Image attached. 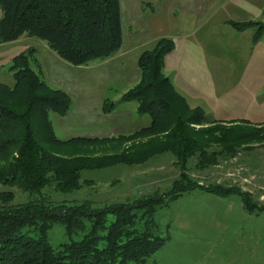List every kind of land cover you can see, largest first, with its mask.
Wrapping results in <instances>:
<instances>
[{
	"label": "trees",
	"instance_id": "obj_1",
	"mask_svg": "<svg viewBox=\"0 0 264 264\" xmlns=\"http://www.w3.org/2000/svg\"><path fill=\"white\" fill-rule=\"evenodd\" d=\"M0 9V42L22 34L35 35L75 65L108 57L122 43L119 0H0ZM232 22L238 29L257 25L253 40L260 37L258 21ZM174 45L171 37L160 36L152 47L143 49L137 59L139 80L121 94L123 99H135L138 110L149 114L150 122L110 136L58 137L49 111L66 113L72 102L70 93L50 85L30 66L35 47L12 56L14 83L10 86L0 82V182L17 185L33 196L12 203L15 191L0 190V264L145 262L165 241L154 229L157 207L199 186L185 172L188 157L199 151V162L208 164L216 161V150L208 151V142L221 144L218 152H223L236 146L232 142L264 140V126H245L251 124L245 118L234 119L235 123L225 129L220 127L223 131L215 140L206 138L207 128L194 127V123L213 120L207 121L200 107L189 110L184 96L163 72L165 54ZM114 105V101L105 100L102 108L110 111ZM143 135L147 136L137 140L131 152L94 150V145L100 143ZM153 149L171 150L180 164L179 177L166 191L102 205H94L88 198L52 201L42 193L43 186L51 183L63 192L71 191L81 185L82 168L133 158L138 161ZM206 189L222 195L229 190L221 185ZM241 199L252 211L249 196L241 194ZM54 222L62 223L69 237L57 247L48 237ZM73 234L79 236L74 238Z\"/></svg>",
	"mask_w": 264,
	"mask_h": 264
},
{
	"label": "rangeland",
	"instance_id": "obj_2",
	"mask_svg": "<svg viewBox=\"0 0 264 264\" xmlns=\"http://www.w3.org/2000/svg\"><path fill=\"white\" fill-rule=\"evenodd\" d=\"M130 1L131 8L139 10L142 23L144 26L148 25L147 34L151 35L160 25L153 26L154 22H158V17L153 20L154 15L147 3L149 0ZM119 2L122 18L125 19L129 0ZM150 2L154 5L155 2L158 3L156 0ZM159 3L165 4L167 8L165 0ZM213 8H217L213 9L214 14L210 21L213 31L224 35L223 25L250 19L249 22L260 23L261 32L257 40L264 37V0H218L214 2ZM159 17L168 23V15ZM254 26L256 29L257 25ZM229 34L231 32L227 28L226 37ZM227 39L229 40L222 38L227 52V56H223L227 57V61H207L206 65L210 64L212 70L200 72V63H187L184 53L179 50V55L175 45L164 57L163 72L166 75L175 70L182 72V82L177 83L181 91L175 87L171 77L170 80L176 91L184 96L189 110L200 107L207 114V121L213 120L216 123H194L195 128H207V139L215 140L223 131L220 127L231 126L235 123L234 119L245 117L251 123H244L248 127L264 126V53L260 50L264 49V45L260 44V49L252 50L250 44H237L240 39ZM178 45L179 48L183 47L181 43ZM30 46L37 48V52L30 57V66L43 77L38 59L41 60L42 50L49 46L44 39L22 34L16 39L0 42V82L10 86L14 83L13 71L10 69L12 56ZM214 49L213 47L212 50ZM33 55L36 57L33 58ZM194 69L196 73L200 72L204 76H188ZM128 82L124 80L107 88L110 99L105 100L113 101L118 98ZM75 94H70L72 103L75 102ZM133 103L136 100H121L115 108L132 104L136 110ZM55 115L58 113L49 111L58 136L66 137L59 133ZM241 129L233 133H238ZM146 136L126 137L119 139V142L107 141L94 145V150L96 153L122 149L131 152L137 140ZM230 144L236 146L223 152H218L222 149L219 143L211 141L206 144L208 151L216 150V161L212 163L201 164L199 151L188 157L185 172L199 186L184 191L169 203L157 207L154 212V229L165 237V241L145 262L131 264H264V140ZM104 147H108V150L103 149ZM112 147L116 149H111ZM80 173L81 185L78 188L63 192L51 183L43 186L42 193L52 201L88 198L94 205L131 201L153 191L168 190L179 177L180 164L171 150L155 152L153 149L148 153L146 151L138 161L133 158L128 162H117L103 167L82 168ZM216 185L229 189L227 194L222 195L206 189ZM1 189L15 191L10 199L12 203L23 202L33 196L17 185L10 186L0 182ZM241 194L249 196L252 211L245 207ZM78 236L79 234H73L74 238ZM48 237L55 247L69 239L60 222L51 225Z\"/></svg>",
	"mask_w": 264,
	"mask_h": 264
},
{
	"label": "crops",
	"instance_id": "obj_3",
	"mask_svg": "<svg viewBox=\"0 0 264 264\" xmlns=\"http://www.w3.org/2000/svg\"><path fill=\"white\" fill-rule=\"evenodd\" d=\"M156 1L158 3L155 2V5L151 4L150 0L147 3L152 11L151 14L154 15L153 20L158 17L159 23L154 22L153 26L160 25V27L149 35L147 34L148 25L144 26L140 14H138L139 10L131 8L132 1L129 0L125 19L121 14V46L108 57L75 65L59 57L50 47H45L42 50L41 60L38 59V61L43 78L52 86L61 87L71 95L74 93L78 95L75 94V99L73 98L75 102H71L66 113L55 115L59 133L66 135V137L58 136L55 126V133L58 137L64 139L76 135H118L147 125L150 122V116L138 110L137 101L133 103L136 110L132 104L119 109L115 107L118 101L129 100L132 102L135 100L123 99L121 94L139 80L140 69L137 59L140 52L153 46L160 36L171 37L175 42V47H178L179 55L180 51L184 53L183 56L185 55L187 63H200L198 66L201 69L200 72L212 70L210 64L206 65L207 61H227V57H224L227 56V52H225V46L223 47L222 38L229 40L227 38L230 37L232 41L234 38L240 39L241 41L237 44L245 42V44H250L252 50L260 49V44L264 45V37L253 40L256 30L254 25L238 29L228 23L222 26L225 31L224 35L213 31L210 21L214 14L213 9H217L213 8V4L218 0H165L168 4L167 8H165V4L159 3L161 0ZM166 15H168L167 24L159 17ZM227 28L231 32L229 37H226ZM180 43L183 45L182 48H179L178 44ZM213 47L214 50H212ZM260 50L261 53H264V49ZM34 52H37V48ZM164 71H166L165 67ZM196 72L194 69V72L191 71L187 75L191 77L204 76L200 72ZM181 75L182 72L177 70L168 75L178 90L180 89L177 83L182 82ZM124 80L129 81V84L124 86L126 88L118 94V98L113 100L115 105L112 110L104 111L103 102L105 99H110L106 91L107 88Z\"/></svg>",
	"mask_w": 264,
	"mask_h": 264
}]
</instances>
